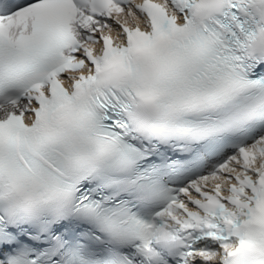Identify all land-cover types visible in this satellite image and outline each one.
Segmentation results:
<instances>
[{
  "label": "snow or ice",
  "instance_id": "1",
  "mask_svg": "<svg viewBox=\"0 0 264 264\" xmlns=\"http://www.w3.org/2000/svg\"><path fill=\"white\" fill-rule=\"evenodd\" d=\"M0 264H264V0H0Z\"/></svg>",
  "mask_w": 264,
  "mask_h": 264
}]
</instances>
